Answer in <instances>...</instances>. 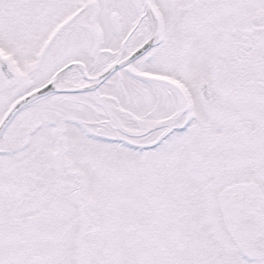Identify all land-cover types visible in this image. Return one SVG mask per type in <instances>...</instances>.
I'll list each match as a JSON object with an SVG mask.
<instances>
[{"label": "snow or ice", "instance_id": "snow-or-ice-1", "mask_svg": "<svg viewBox=\"0 0 264 264\" xmlns=\"http://www.w3.org/2000/svg\"><path fill=\"white\" fill-rule=\"evenodd\" d=\"M0 264H264V0H0Z\"/></svg>", "mask_w": 264, "mask_h": 264}]
</instances>
